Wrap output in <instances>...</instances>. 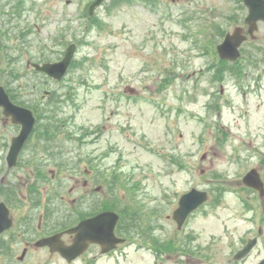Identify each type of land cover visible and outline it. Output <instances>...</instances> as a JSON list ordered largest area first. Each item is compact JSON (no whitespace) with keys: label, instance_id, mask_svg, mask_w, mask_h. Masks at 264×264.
Returning a JSON list of instances; mask_svg holds the SVG:
<instances>
[{"label":"rangeland","instance_id":"1","mask_svg":"<svg viewBox=\"0 0 264 264\" xmlns=\"http://www.w3.org/2000/svg\"><path fill=\"white\" fill-rule=\"evenodd\" d=\"M93 1L0 0V33L5 36L0 63L7 79L12 78L8 73L21 74L27 62L23 53L36 56L34 27L41 22L46 25L41 27L43 41L51 40L58 54L59 39L65 45L81 43L63 86H51L63 97L48 117L69 136L67 143L59 140L69 163L80 159L81 167L96 175L100 170V182L94 176L88 192L100 185L104 189L87 200L78 189L69 193L75 185L69 175L37 182L30 151L9 180L23 192L32 182L41 190L56 186L59 197L52 209H57L58 223L45 231L68 229L103 207L124 209L129 224L138 227L129 234L119 229L128 241L115 254L102 256L94 249L71 264H178L181 259L193 264L185 254L194 248L204 260L194 264H240L233 255L243 240L257 235L260 224L264 230V198L243 183L252 169L264 179V26L258 40L243 47L242 59L230 64L217 54L213 58L209 41H222L217 25L228 32L244 25L242 0H106L90 19ZM117 1L119 6L108 11ZM12 13L17 18L10 23ZM15 35L28 43L26 49ZM20 82L25 79L12 85ZM14 132L0 113V142H10ZM5 153L0 146V178L6 172ZM192 188L208 191L209 201L178 231L173 215L181 195ZM21 211H14L16 232ZM32 213L36 232L31 234L37 239L43 209ZM188 236L194 238L190 244ZM22 238L0 247V255L7 252L0 264H68L39 249L21 262ZM153 239H158L154 246ZM168 239L174 245L166 256L158 248ZM258 245L245 264L264 258V233ZM178 248L183 256H177Z\"/></svg>","mask_w":264,"mask_h":264},{"label":"flooded vegetation","instance_id":"2","mask_svg":"<svg viewBox=\"0 0 264 264\" xmlns=\"http://www.w3.org/2000/svg\"><path fill=\"white\" fill-rule=\"evenodd\" d=\"M42 25L43 27L46 26L45 23L41 22L39 23V25L34 27V30H36V35H38V41H37L38 45L35 47L36 56L34 57L28 56V55L25 56L26 53H23V57H25V60L27 59V62H26V67L21 74L14 76L13 74L15 73H8V75L12 76V78L7 79V77L5 76L7 73L5 71H2L3 68L0 63V85L4 87L5 91L8 93L12 102L15 105L20 106V107H25L24 103H26L27 105H31L33 107V113L36 119L34 131L32 132L30 138L26 142L24 148L22 149L18 157L17 166L15 168H9L8 159L10 155V149H11V146L13 144L15 137L18 136L19 133L21 132L22 127L20 125H16L13 122V119L7 116L4 112V109L0 107V113L2 117L4 118L6 125L9 123L10 129H15L16 131V133L14 132L15 134L12 135L10 142H8L6 139H2L0 142V146L5 147V152H6L4 156V163H5L4 167L6 168V172L3 175H1V178H0V201L4 202L8 206V208L10 209V215L12 219L14 220V222H15L14 211H17V212L21 211L22 209L21 207L23 204L27 203L26 209L31 212V213H27L24 210L21 211V213L24 214V216L22 217V221L27 222L28 227H23L20 232H17V234L16 233L11 234V231H8L7 233L1 236H2V239L7 240V243H10V245L13 244V241L16 238H22L23 235L25 236V231H28L30 228L32 229L30 223L33 222L34 220V214L32 213L33 208L31 206V202L38 203V201H35V200L29 201L28 197H36L37 195L39 196L42 195L40 204L43 209V215L40 216V221L38 222V232H41V236H39L37 239H32V240L22 238L21 241L22 243H24V248H23L22 253L26 251L25 256H24V259H26L30 255L31 251H33L34 249L35 251H37L39 249V250H45L47 254H49L52 257H59L62 259L60 254L56 252L52 253L48 247L38 248L35 246V243L38 239L49 237L51 235L56 234V232H51V231L45 232L44 231L46 220L49 219L50 222L54 220L53 214L48 213V205L50 206L52 205L51 203L53 199L51 197H53L54 192L47 188L43 189L44 191L40 189V190H28V191L23 192L22 190L16 189V187H18L17 184L12 185L13 183L11 182V180H9V177L12 176L14 172L15 173L18 172L20 161L27 151H30L31 155L33 154L32 161L30 162L31 164H34L35 169L33 170L32 175L35 176V178L41 179L43 181L56 180L58 166H61L65 161L70 160V158L66 157L67 152L64 151V149L59 143V140L64 143H67L68 140L66 139L69 136L67 134H63L57 131L56 123L50 117H48V114L52 113L51 108L55 107L57 103V97L59 98L60 101L62 100V97H63V94L58 93L56 89L51 86H54V85L63 86V82L67 79V75H69L73 67L71 65V67L69 68L66 74V77L62 81L58 82L55 78L51 77L45 72L40 71L34 65L44 66L46 64H54L63 58L68 46H70L72 43H75L77 46V49H79V46L81 45V43L79 41H75V42L71 41L72 42L71 44L65 45L59 39V44L61 45L62 48H61L60 53L58 54V51L56 50V46L52 45L51 40L49 41L47 40L45 42L43 41L42 39L43 35H41ZM238 27H241L244 30L241 35L247 36V40L244 41L241 47V53H242L243 47L246 46L250 41L258 40L257 39L258 35H256L255 33H257V31L260 30V27L258 26L257 31L254 32L253 34H249V26L246 25L245 23L244 25H239V24L236 25L233 31ZM27 33H29V31ZM254 34L256 36H254ZM4 37L5 36H2L0 34V39H1L0 40V56L2 55V49L4 45V42L2 40ZM55 42L57 45V40ZM209 42L213 45V50L211 54L213 58H215L216 53H217L218 44H216L215 41L212 42V40H210ZM227 63L235 64L231 62H227ZM22 79H25V83L20 82L17 87L12 85L13 83H15V81H20V80L22 81ZM46 85L49 88H45ZM22 101H24V103H22ZM68 102H69V97H68L67 103ZM101 157L103 158V154ZM48 167L50 168L49 173L51 175V178H50L51 180L49 179V175L45 171L47 170ZM99 173H100V170H98L97 175H96L94 173V170L90 168H86L85 166V167H81L80 169H77L74 174H69V177H70V180H73L75 182L74 189H78V191H83L84 195H82V197H86L88 200L89 196L91 195V192H88V188L90 186H93L94 176L95 177L97 176L96 179L98 181L101 180L100 178L102 176ZM63 176H67V175L64 174ZM80 186L81 188H79ZM249 191H252L253 193H258L261 198L263 197L256 190L251 189ZM71 192H73V189L71 190ZM16 208L18 210H16ZM263 220H264V216L260 218V222H263ZM187 223H188V220L186 221L184 227L186 226ZM258 232L260 234L264 233V230L261 224H260ZM250 235L251 234H248V237H246L245 240H243L244 244L242 247L246 246L248 241L252 239V237L255 236L254 235L251 238H249ZM63 241L66 245H71L73 243V236L65 234L63 236ZM258 241H260L259 238H258ZM258 244H257L256 249L259 248ZM5 249H7V247ZM94 249H98L99 253H101L102 255V249L98 245H91L88 252L84 256H82L80 259H83L84 257H86V255H88V253H90V251ZM198 250L200 249L194 248L193 253L187 252L185 254L189 262L191 261L194 264V261L196 263L198 261H204L201 258L202 255L198 252ZM178 252H180L177 254L178 257L183 256L181 249L178 248ZM164 254L166 256L171 255L167 250L164 252ZM97 255L98 254L95 255V259L98 258ZM2 256L7 257L6 250L2 251L0 257ZM210 257L211 256L208 255V258ZM249 257L250 256H248L246 259H244L241 262H236V261H233V262L245 264L244 262H246L247 259H249ZM263 260L264 258L261 259L259 263L262 262ZM183 263L184 261L181 259L178 264H183ZM85 264H92V263L86 262Z\"/></svg>","mask_w":264,"mask_h":264},{"label":"water","instance_id":"3","mask_svg":"<svg viewBox=\"0 0 264 264\" xmlns=\"http://www.w3.org/2000/svg\"><path fill=\"white\" fill-rule=\"evenodd\" d=\"M104 0H97L90 8V13L93 14L95 9L102 4ZM248 5L250 14L247 22L252 24V28H256L257 21H264V0H245ZM244 41L240 31H236L233 35H228L225 41L219 45L218 51L223 59L236 61L240 57L238 48ZM75 46H72L66 52L65 58L56 64L45 65L38 67L40 70L48 73L57 80H61L65 75L71 60L74 56ZM0 106L4 108V112L8 116L13 117L15 123L22 125V131L13 141L9 155V166L14 167L17 164L18 156L29 138L35 124V118L32 112L28 109L14 105L4 88L0 86ZM245 184L255 189H258L264 194V184L260 174L256 169L250 171L244 178ZM208 200L207 192L192 190L184 195L180 200V207L176 210L174 217L178 222L179 228L182 227L187 217ZM118 215L112 212L101 213L94 218L82 221L77 227L68 231L70 234H75V242L72 246L66 247L61 241L62 234L45 238L37 243V246H49L52 252L58 251L69 262L83 254L89 243H98L103 247V252L107 253L113 250L118 243H124L123 239H119L115 235V227L118 222ZM13 221L10 218V212L4 203H0V234L10 229ZM255 241H252L247 247L241 250L236 259H243L253 248ZM264 264V263H262Z\"/></svg>","mask_w":264,"mask_h":264},{"label":"trees","instance_id":"4","mask_svg":"<svg viewBox=\"0 0 264 264\" xmlns=\"http://www.w3.org/2000/svg\"><path fill=\"white\" fill-rule=\"evenodd\" d=\"M118 2V1H117ZM121 2H118V4H120ZM14 10H18V6L16 5ZM34 189H37V186H33V190ZM109 209H114L115 211H118L121 215V220H120V224H119V229L122 231V232H128L129 233H134L136 231H138V227L137 226H131L129 224V220L127 217H128V214L126 213V211L124 209H120V210H117L116 207H109Z\"/></svg>","mask_w":264,"mask_h":264}]
</instances>
